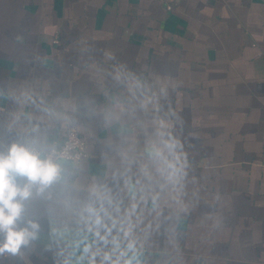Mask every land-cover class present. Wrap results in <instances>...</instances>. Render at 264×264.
Returning a JSON list of instances; mask_svg holds the SVG:
<instances>
[{
  "label": "crops",
  "instance_id": "obj_1",
  "mask_svg": "<svg viewBox=\"0 0 264 264\" xmlns=\"http://www.w3.org/2000/svg\"><path fill=\"white\" fill-rule=\"evenodd\" d=\"M158 116L186 154L178 198L142 173ZM67 126L87 157L61 159L62 182L26 207L38 238L0 264H87L75 214L93 186L140 264H264V0H0V143L52 148Z\"/></svg>",
  "mask_w": 264,
  "mask_h": 264
},
{
  "label": "clouds",
  "instance_id": "obj_2",
  "mask_svg": "<svg viewBox=\"0 0 264 264\" xmlns=\"http://www.w3.org/2000/svg\"><path fill=\"white\" fill-rule=\"evenodd\" d=\"M113 78L126 83L133 95L146 88L140 79L122 69L116 71ZM159 95L167 96L166 86H160ZM151 102L152 97H148L142 106L146 108ZM112 117V112L105 113L106 122ZM64 120L73 122L68 117ZM151 125L155 137L146 143L147 164L142 173L161 190L175 193L178 198L187 174L183 144L172 134L163 117H156ZM63 176L61 157L52 148L40 147L35 138H24L10 145L0 143V235L3 237L0 239V255H19L22 248L38 238L40 225L26 216V207L53 185L62 182ZM90 192L93 199L75 214L76 223L84 232L76 241L77 248L83 245L80 261L86 259L87 264H140L136 240L132 238L133 226L131 223L125 226L127 217L120 218L121 209L114 202L110 189L93 186Z\"/></svg>",
  "mask_w": 264,
  "mask_h": 264
},
{
  "label": "built area",
  "instance_id": "obj_3",
  "mask_svg": "<svg viewBox=\"0 0 264 264\" xmlns=\"http://www.w3.org/2000/svg\"><path fill=\"white\" fill-rule=\"evenodd\" d=\"M170 9V4L166 5ZM57 42V40H55ZM61 159L78 163L87 157L85 140L74 126H67L64 130L62 140L52 147Z\"/></svg>",
  "mask_w": 264,
  "mask_h": 264
}]
</instances>
